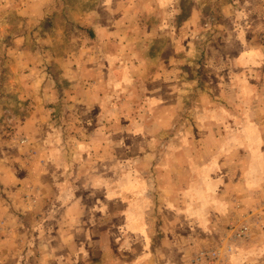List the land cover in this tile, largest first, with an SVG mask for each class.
Here are the masks:
<instances>
[{"label": "rangeland", "instance_id": "obj_1", "mask_svg": "<svg viewBox=\"0 0 264 264\" xmlns=\"http://www.w3.org/2000/svg\"><path fill=\"white\" fill-rule=\"evenodd\" d=\"M91 62L110 69L108 92L130 130L118 138L115 150L125 160L108 166V174L124 177L120 184L131 188L130 193H138V181L144 183V197L132 198L129 204L161 203V188L172 183L181 193L194 186L199 210L204 206L202 193L210 172L205 173L207 180H191L181 168L191 152L201 151L199 140V146L182 148L175 155L166 142L169 133L151 135L148 129L154 122L143 116V110L153 105L147 97L154 92L161 91L157 103L167 105L165 101L176 93L175 130L220 124L225 126L226 147L220 153L232 156L234 149L240 150L238 182L243 192L252 191L253 206L245 208L240 195L225 202L241 200L242 212L254 221L255 234H263L264 181L257 175H264L258 173L264 168V0H0V210L18 208L27 172L35 180L54 164L50 173L65 190L66 175L76 178L73 173L89 171V157L80 159L66 137L74 135L79 115L84 114V125L93 119L87 112L96 109L95 101L87 97L94 100L97 91L87 89L93 73L84 67ZM156 72L162 83L152 84ZM81 80L84 83L78 84ZM74 93L86 98L83 103L71 100ZM169 110L157 109L158 120L167 123ZM255 127L262 131L255 132ZM175 130L172 140L183 146L197 139ZM27 139L34 148L26 145ZM31 150L37 165L28 158ZM170 158L176 161L171 166L177 169L175 182H170L165 161ZM98 165L100 172L107 169ZM189 168L196 176V166ZM220 169L226 174L234 171L230 162ZM130 217L132 223L137 214ZM219 230L214 231L218 236ZM11 242L0 240V264H28L23 257L14 258L31 251L26 240L19 251L13 249L14 256ZM262 248H256V255H264Z\"/></svg>", "mask_w": 264, "mask_h": 264}, {"label": "crops", "instance_id": "obj_2", "mask_svg": "<svg viewBox=\"0 0 264 264\" xmlns=\"http://www.w3.org/2000/svg\"><path fill=\"white\" fill-rule=\"evenodd\" d=\"M84 67L93 73L89 83L85 82L87 89L97 91V95L93 96L94 100L89 95L87 101H95L97 105L93 102L92 107L96 109L87 112L93 118L89 125L82 123L84 114L79 115L81 123L78 121L75 126L74 135H67L66 143L73 150H79L74 152L81 154L80 159L84 156V160H88L89 157V171L73 173L76 178H68L66 175L65 190L58 186V179L50 173L54 164L47 172L37 174L35 180L30 178L29 172L26 173L21 187L23 191L16 200L18 208L9 213L4 209L0 210V240H12L11 254L14 248L19 251L23 240H26V247L32 251L28 250L24 256L21 254L14 258L23 257L28 264H190V260L198 252L215 250L218 258L211 264H264V255H256L255 252L257 247L259 249L264 246V232L255 234L254 221L250 222V215L243 213L240 205L242 200L245 208L253 206L249 200L252 191L243 192L238 182L241 174L236 171V166L240 164L241 152L234 149L232 156L220 153L226 148L223 135L225 126L212 123L209 126L189 125L186 130L180 129V132L193 134V139L197 137L189 145L183 146L181 140V143L172 140L173 131L177 127L174 124L177 112L173 110L172 102L176 100L177 94L171 93L170 98L165 101H169V105L157 103L160 102L157 100L161 91L147 97L148 102L153 101V105L149 104V108L143 110V116H149L154 122L148 129L153 131L151 135L168 132L170 141L166 142L171 144L175 155L182 148L199 146V140L201 151L191 152L189 159H185V167L181 168L187 179L207 180L205 173L209 171L211 180L204 184L208 191L204 189L202 193V210H199L200 203L197 199L199 191L194 186L181 193L172 183L161 188V203L153 201L151 207H146L137 202V206H132L129 204L130 199L144 197L145 192L141 188L144 183L140 185L138 181V193L133 190L130 193L131 188L120 184L124 179L122 175L115 177L108 174L109 165L117 164V160H121V163L125 160L117 156L115 150L120 146L118 138L130 131L121 119L124 117L123 112L120 114L114 108L112 96L108 92L110 69L105 71L102 63L92 62ZM102 74H106V78ZM161 77V74L154 73L151 83H162ZM123 81L121 76V85ZM82 83L84 80L78 82ZM80 95L81 93L77 96L74 93L71 100L83 103L82 100L86 98H80ZM167 107L170 109L165 112L168 113V121L164 123L158 120V113L155 114V111ZM146 110L151 112L148 114ZM119 120L122 123L116 124ZM179 131L175 130L176 133ZM254 131L259 133L262 130L255 127ZM29 143L31 144L27 139L26 145L29 146ZM31 145L30 147H35L33 142ZM32 154L31 150L28 158L37 165ZM140 159L146 166L147 163L143 162L141 156ZM38 161L45 164L44 160ZM165 161L169 166L170 182H175L173 177L177 169L171 166L176 161L174 158ZM99 162L101 168H107L105 171L98 170ZM227 162L233 164L234 171L226 174L220 167ZM263 162L262 160L261 163ZM190 164L196 166V176L191 175L194 170L189 168ZM259 166L261 167L260 164ZM263 172L264 168H260L258 173ZM257 176L264 181V175ZM77 180L82 181V184L74 186L73 183ZM116 184H120V187L115 186ZM129 185L130 183L126 186ZM156 194L160 196L159 193ZM238 195L241 200L225 202L226 198H238ZM197 212L200 215L194 214ZM130 214H137L132 223L129 222ZM230 225L248 226V237L231 239L228 231ZM213 229H220L221 235H216ZM3 243L2 241V245Z\"/></svg>", "mask_w": 264, "mask_h": 264}, {"label": "built area", "instance_id": "obj_3", "mask_svg": "<svg viewBox=\"0 0 264 264\" xmlns=\"http://www.w3.org/2000/svg\"><path fill=\"white\" fill-rule=\"evenodd\" d=\"M231 239H245L248 237L249 229L246 225H240L234 227L230 225L228 227ZM218 258V252L215 250L200 251L196 256L190 260V264H202L206 262L208 264L214 263Z\"/></svg>", "mask_w": 264, "mask_h": 264}]
</instances>
